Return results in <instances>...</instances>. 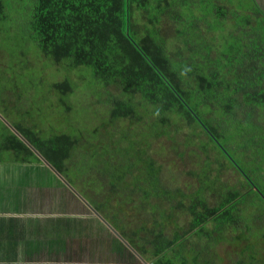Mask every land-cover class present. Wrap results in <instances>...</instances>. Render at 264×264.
I'll use <instances>...</instances> for the list:
<instances>
[{
  "label": "trees",
  "instance_id": "trees-1",
  "mask_svg": "<svg viewBox=\"0 0 264 264\" xmlns=\"http://www.w3.org/2000/svg\"><path fill=\"white\" fill-rule=\"evenodd\" d=\"M20 9L25 45L11 64L4 62L0 67L4 69L0 77V165L40 163L32 148L55 168L66 159L73 164L88 142L75 127L80 126L81 117L76 125L60 122L72 119L71 99L81 86L87 89L81 97L95 98L99 104L85 106L93 120L99 108L102 111L98 136L123 158L116 165L109 164L108 158L99 161L103 168L109 165L103 171L112 179L109 197L118 202L105 206L115 208L129 200L133 169L144 174L135 177L134 185L149 183L152 189L141 188L143 199L164 196L167 202L165 208L151 203L149 208L160 215L158 220L154 217L152 226L160 228L154 235L164 238L165 246L153 247L151 239L142 242L136 236L131 240L134 245H127L139 261L177 264L178 254L181 264H223L224 254L209 252L207 243L220 250L236 242L241 245L236 264H264V193L259 187L260 181L264 186V136L259 133V126L264 127L259 123L264 122V9L258 2L20 0ZM47 69L55 71L52 77L45 75ZM12 73V80L5 79ZM27 91L39 95L38 101L28 104L31 109L16 110L4 97H19ZM41 123L49 130L39 127ZM171 123L177 125L172 132L187 139L184 146L198 141L202 152H198V170L190 172L198 184L190 194L164 186L155 159L143 157L151 142L168 136ZM185 128L189 132L181 135ZM229 134H237L244 143L228 148L221 141L226 143ZM57 135L63 138L60 145ZM48 146L53 147L44 152L42 148ZM178 154L182 157L184 152ZM88 156L95 175V154ZM231 169L238 177L225 184L220 174ZM89 205L92 212L106 215L93 203ZM185 217L190 219L189 230L180 226ZM173 226L170 238L166 227ZM194 237L199 240L192 241Z\"/></svg>",
  "mask_w": 264,
  "mask_h": 264
},
{
  "label": "rangeland",
  "instance_id": "rangeland-1",
  "mask_svg": "<svg viewBox=\"0 0 264 264\" xmlns=\"http://www.w3.org/2000/svg\"><path fill=\"white\" fill-rule=\"evenodd\" d=\"M0 6L2 8L0 9V67H1V63L3 64L4 62H7L8 64H11L12 62L11 59H15L16 57L19 56V52H20L19 50L21 46L25 45L26 40L21 39L23 29L20 22V17L21 19L23 18L22 15L20 14L21 12L20 0H0ZM9 6L11 7V10H9L8 8ZM31 60H33V57H31ZM3 71L4 69H1L0 77L3 75ZM54 73L55 71L53 69H47L45 71V75L48 77H52ZM36 75H34V78L36 77ZM6 76H8L5 77V79L7 80H12V78L15 77L13 73L11 75L9 74ZM55 78L58 80V78H60V74L55 75ZM76 80L78 81L79 85H81L80 82L81 79L76 78L75 81ZM0 82H2V80ZM9 87H12V85L10 84ZM85 91H87V89H83L81 86H79L75 90L76 94L74 93L75 96H73L71 99V101L74 104V107L71 110L72 119H69L68 122L74 125L76 123L75 120L81 117L80 126L75 124L76 125L75 127L78 128V130L84 135L85 142L87 141L88 142L84 145L83 149L80 150V153L76 156L75 162L67 167L69 168L67 171L63 172L62 175L63 180L66 183H68L69 186L71 185L70 187L74 191L77 190L76 193H79L84 198H86V200L83 199L86 203L90 204L91 202L94 204V206L95 205L98 206L96 208L100 209L101 212H104V214L107 215L105 216L100 214L101 217L104 219L105 222H107V224H112V226H115L118 229L117 232H119L120 234L121 233L125 234L123 230H126L125 235H129V236L131 235L129 238L125 239L128 241L130 247H131V243H133L131 240L135 238V236L137 239H139V241L142 242H145L143 241L144 238H146L147 240L151 239L153 241V247L165 246L166 244L165 239L159 238L158 235H154L156 233V230L159 231L160 228H157V226H152V223L154 217L156 218V220H158L160 215L158 213L154 214V210L151 211L149 210V203L157 201L156 205L158 206L159 209H162L163 207L165 208L167 202L165 201L164 196L161 197V200H156V198L153 195H151L150 198L143 199L144 194H142L143 192L141 191V188L145 186L146 188H148L149 192L152 189L149 183H146L145 185L141 183H139L137 186L134 185L135 177L143 178L144 174L142 170L133 169V172L130 175L128 181L131 190L128 193L129 200H126L125 202H120V204L118 205L119 208H117L118 206H116L115 208H108L105 206L108 203L116 200L113 199L111 200V197H109L111 196V194H109V191L113 189L112 179L110 177H107L108 175L103 172L109 169V165L106 164V166L103 168L104 164L99 161L108 158L107 160L109 161V164L116 165L117 160L122 161L123 158H121L120 156V151L114 149L108 140L103 138L101 135L98 136L100 131V127L98 126L99 123L98 117L100 115V112L102 113V111L99 108V111L95 116V120H93L94 117L91 115V111H88V109H86L85 106L87 103L94 106H97L99 104H96L95 98L81 97ZM8 93H12V92H8ZM4 97L7 101L10 100L14 103L16 110L31 109L32 107L28 106V104L31 103L32 100L34 99L35 101L39 100L38 92H36L33 95L32 93H28V91L26 94L23 95L21 94V96L19 97H13L10 94L4 95ZM25 104L27 106H24ZM58 109L62 110V108H58ZM62 114L65 115V110L62 112ZM148 117L152 119L155 118L154 115H149ZM259 123L261 125H264L263 121L259 120ZM53 125L55 127L59 126L57 122H55ZM176 126H177L176 124L171 123L170 128H168L169 131L168 136H162V138L159 141H155L154 143L150 141L152 143V147L146 148V152L143 157L144 158L150 157L152 159H155L154 162L161 168L160 177L162 179V183L164 186L169 187L171 191H173L174 189H181L184 191V193L190 194L191 192L196 190L198 186L196 177L190 175V172H194L198 170L200 163L197 162H200L201 160L198 152L200 154H202V152L200 147L198 148L199 145L198 141L194 143V146L191 147L184 146V143L187 139L180 135L178 137V133L172 132L175 130L174 128H176ZM259 127H260L259 133L263 137L264 127L262 126ZM185 129L186 130H184L181 133V135H186L189 132L188 128ZM224 141L226 143H224L223 141L221 142L225 146L234 149L236 148L235 145L240 146L242 143H244L245 140L238 139L237 134H229ZM175 147L178 148L176 149ZM190 150H194L195 152L193 154L188 153ZM261 150L264 151V146L261 147ZM179 152H184V155L180 157L178 154ZM89 153L95 154L93 159L96 160L95 168H98L97 172H95V175L93 173L94 171L92 172L91 169H89L90 168V162L88 161ZM218 157L220 158L221 161L224 160V157L222 155H219ZM49 163L52 164L51 161H49ZM119 171H124V170L123 169L117 170V172ZM215 173L216 172H214L213 174ZM246 175L247 177L250 178L248 174ZM220 177L222 179V182L226 184L230 180V178L232 180H236V177H238V175L235 173L234 169H231L221 172ZM36 182H37V178H34L32 182L34 186H30L29 188H17V187L9 188L7 196L11 195V197H16L17 200L24 202L26 199L22 200L21 197L29 198L31 197L30 193L33 192L34 199H37L40 196V192L46 191V182L45 180L41 181V184H39L38 186V190H39L38 193L34 192L36 191ZM120 182H124V181H120ZM59 183H61L60 180L58 184ZM114 185H115L114 189H118V186H116V184ZM120 186L124 188L123 183H120ZM259 187L260 189H262L261 191H263L264 193V186L262 181H260ZM54 191L63 192V188L62 190L56 188L54 189ZM119 191L122 193L123 198L124 197L126 198L125 191H122L121 189H119ZM3 194H5V190L2 186H0V196H3ZM43 198H46V195ZM60 198L62 200V198L64 197L62 196ZM52 201H53L52 196L49 197V199H47V202H50L51 204H53ZM116 203L118 202L116 201ZM77 207H80V205L78 204ZM67 208L68 207H66L62 211H66ZM42 211L43 210H38V212H42ZM62 211L59 214H61ZM109 211L115 212L117 217L112 216V218H108ZM123 211L125 212V214L123 213ZM25 216L26 215H23V213H21L19 217H25ZM130 218L133 219V225L132 226L125 225V223L127 224V222H131ZM10 219L0 218V264H29L28 258H33V259L40 258L41 252L43 251L46 245V240L44 236L50 234L49 231H53L52 227L49 226L48 222L46 221L19 222V221H15L17 219L16 216H12L10 217ZM121 220H123L122 224L119 223ZM180 226L183 227L185 230H189L190 219L187 217L182 218L180 222ZM174 231H175L174 226L173 229L172 227H166L165 233L168 237L171 238L172 235L174 234ZM30 235H33L35 238L34 239L29 238ZM191 240L194 241L199 239L198 237H194ZM207 244L209 247V252L213 253L215 251H219V253L224 254L223 264H236V260L238 259L239 256L235 254H239L241 248V245L239 246V243L236 242L226 243L220 247V250L219 247H216L213 243H207ZM75 253L76 251H74V254ZM226 253H229L230 255ZM176 255L178 258L176 261L177 264H181V259H179L181 255L178 254ZM50 257H53L54 259H69V258H74V255L70 257L66 255L64 252L55 250V252H53V254H51ZM145 258L149 260L148 257ZM93 261L94 260H89L88 258L85 260L75 259L70 263L58 262L53 264H89L92 263ZM141 262L147 264L150 263V261H146L144 258H142V260L140 261L137 259V261H135L134 264H142ZM110 263L118 264V262L116 263L114 261L113 256L110 258ZM40 264H44V263H40Z\"/></svg>",
  "mask_w": 264,
  "mask_h": 264
},
{
  "label": "crops",
  "instance_id": "crops-1",
  "mask_svg": "<svg viewBox=\"0 0 264 264\" xmlns=\"http://www.w3.org/2000/svg\"><path fill=\"white\" fill-rule=\"evenodd\" d=\"M256 1L264 9V0ZM60 123L61 125L70 124L68 120L65 119H63ZM38 124L39 123H35L37 127ZM39 127L44 128V131L49 130L45 124L39 125ZM56 138L59 139L56 141L58 142L57 145H60L63 138L58 135ZM52 147L53 146H48L42 149L44 152H46L48 148ZM31 152L37 156L40 163L34 162L32 165L22 164L24 167H6L0 165V186H2L5 190V194L0 196V218L10 219V217L16 216L17 219L15 221L19 222L46 221L53 229V231H49L50 234L44 236L46 245L41 252V257L34 259L28 258V263H70L75 259L85 260L89 258V260H94L89 264H111L110 258L112 256L114 261L116 263L118 262V264H131V262L135 263V261L138 259L136 253L129 249L127 244L124 243L114 232V230L117 231L118 229L115 226H112V224H108L110 227L106 226L103 223L104 219L101 217V215L90 211V209L87 207V205L89 207L90 205L83 199L79 200L77 197H75L70 189L60 180H63V172L69 169L67 167L71 165L70 160L66 159L63 163H57V166L55 164V160V168L53 164L49 163L50 159H48L46 156H43L36 149L32 148ZM46 163L53 168L51 167V169L47 167ZM34 178H37L36 191L34 192L38 193V186L41 184V181L45 180L46 182V191L40 192L39 198L34 199L33 192L30 193L31 197L29 198L21 197L22 200L26 199L24 202L17 200L16 197H11V195L7 196L9 188H29L30 186H34L32 183ZM59 180L61 183L58 184ZM56 188H59L60 190L63 188V192L54 191ZM45 195L47 199L52 196L53 204L47 202L46 198H43ZM62 196L64 198L61 200L60 197ZM80 196L82 197V195ZM150 203L152 206H155L157 201ZM78 204L80 207H77ZM64 206L65 208L68 207L66 211H62L65 209ZM38 210L43 211L38 212ZM61 211L62 213L59 214ZM21 213L26 216L19 217ZM95 214H97L99 217ZM112 216H114V213L109 214L108 218H112ZM130 219L131 222H128L126 224L127 226L133 225V219ZM130 236L124 235V239H127ZM29 238L34 239L35 237L30 235ZM55 250L64 252L70 257L74 255V258L54 259L50 256L53 254V252H55ZM74 251H76L75 254Z\"/></svg>",
  "mask_w": 264,
  "mask_h": 264
},
{
  "label": "water",
  "instance_id": "water-1",
  "mask_svg": "<svg viewBox=\"0 0 264 264\" xmlns=\"http://www.w3.org/2000/svg\"><path fill=\"white\" fill-rule=\"evenodd\" d=\"M46 166L47 167H49V168H51L47 163H46ZM52 169V168H51ZM59 177V176H58ZM60 179V178H59ZM62 182H63V184L64 185H66L69 189H70V191L72 192V194L75 196V197H77L79 200H81V198H79V196H78V194L76 193V191H74L64 180H62V179H60ZM97 215V214H96ZM99 217V216H98ZM103 223L106 225V226H108V227H110L107 223H105V221H103ZM114 232L118 235V237L124 242V243H126L128 246H129V248H130V245L128 244V242L123 238V236L119 233V232H117V231H115L114 230Z\"/></svg>",
  "mask_w": 264,
  "mask_h": 264
},
{
  "label": "flooded vegetation",
  "instance_id": "flooded-vegetation-1",
  "mask_svg": "<svg viewBox=\"0 0 264 264\" xmlns=\"http://www.w3.org/2000/svg\"><path fill=\"white\" fill-rule=\"evenodd\" d=\"M114 213V217H117V215H116V213L115 212H113ZM123 213L125 214V212L123 211ZM98 216V215H97ZM122 222H123V220H121L119 223H121L122 224ZM128 223V222H127ZM142 264H146V263H142ZM151 264V263H150Z\"/></svg>",
  "mask_w": 264,
  "mask_h": 264
},
{
  "label": "clouds",
  "instance_id": "clouds-1",
  "mask_svg": "<svg viewBox=\"0 0 264 264\" xmlns=\"http://www.w3.org/2000/svg\"><path fill=\"white\" fill-rule=\"evenodd\" d=\"M78 194V193H77ZM79 195V194H78ZM79 198H81V197H79ZM82 199V198H81ZM91 211V210H90ZM96 215V214H95ZM122 235V234H121ZM123 236V235H122ZM123 238H124V236H123ZM129 244V243H128ZM235 255H237L238 256V254H235ZM238 259H239V257H238ZM147 264V263H146ZM150 264V263H149Z\"/></svg>",
  "mask_w": 264,
  "mask_h": 264
}]
</instances>
